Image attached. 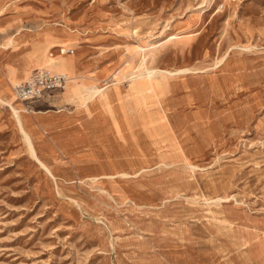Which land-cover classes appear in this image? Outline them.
I'll list each match as a JSON object with an SVG mask.
<instances>
[{"label": "rangeland", "instance_id": "1", "mask_svg": "<svg viewBox=\"0 0 264 264\" xmlns=\"http://www.w3.org/2000/svg\"><path fill=\"white\" fill-rule=\"evenodd\" d=\"M60 56L51 173L0 101V264H264V0H0L1 93Z\"/></svg>", "mask_w": 264, "mask_h": 264}, {"label": "bare ground", "instance_id": "2", "mask_svg": "<svg viewBox=\"0 0 264 264\" xmlns=\"http://www.w3.org/2000/svg\"><path fill=\"white\" fill-rule=\"evenodd\" d=\"M225 57L226 56L221 57L216 62V64L223 61V59ZM49 63L51 65V68L53 67L52 68L53 70H55L56 72L63 73L62 70L65 66V60L61 56L58 58L52 57L51 61ZM72 65H73V63H72ZM41 68H47V67H41ZM193 69L194 68H192V67H186V66L181 67V68H176V69H173L171 71L167 70V69L164 70V69H157V68H147V70L145 72L141 73V75H138V76L151 77V76H154L157 74H161L162 76H164L165 74L166 75L184 74L187 72H191ZM64 74H66V73H64ZM30 75H29V77H30ZM66 75L69 79V75L68 74H66ZM29 77L23 81H26L27 79H29ZM23 81H18V79L16 80V79H12V78L7 77L5 80V83L3 84L5 93L0 92V101L6 103L10 107V110H11L13 116L16 118L17 122L20 124V126L22 128L21 130L24 132L25 138L28 141L31 154L33 156H36L37 157L36 159H39L41 161V164H43L48 169V167L44 163V161H42L38 157V155L36 153L35 145H34V142H33L32 136H31V133L24 126V123H25L24 114L26 112L29 113L30 110L38 112V111H40V109H43V107L48 103H49V105L55 106L59 109L60 108L62 109L64 103L69 102L70 99L65 98V93L63 92L64 90L61 89V90H58V92H60V94L62 95V96H60V98H59V96H52L51 94H48L47 96L43 95L38 99H30V100H26V101L21 100L17 97V94L14 90V87H15V85H17L18 83H21ZM112 89H113L112 84L107 85V86H95L93 88H90V87L82 84V85H80V89L77 92V95H78L77 97L82 98L83 99L82 105L86 106L90 101H93L94 99L97 100L99 95L101 96V95L110 93V91H112ZM39 160H38V162H39ZM48 170H49V173H51L50 169H48Z\"/></svg>", "mask_w": 264, "mask_h": 264}, {"label": "built area", "instance_id": "3", "mask_svg": "<svg viewBox=\"0 0 264 264\" xmlns=\"http://www.w3.org/2000/svg\"><path fill=\"white\" fill-rule=\"evenodd\" d=\"M68 77L49 68L34 69L29 79L15 85L14 90L21 100L38 99L46 92L60 89Z\"/></svg>", "mask_w": 264, "mask_h": 264}, {"label": "crops", "instance_id": "4", "mask_svg": "<svg viewBox=\"0 0 264 264\" xmlns=\"http://www.w3.org/2000/svg\"><path fill=\"white\" fill-rule=\"evenodd\" d=\"M53 91H54V90H53ZM70 103H71V102H67V103H65V104H64L65 106L63 107V109H66L67 105H69ZM46 106H47V105H46ZM67 108H68V107H67ZM45 113H47V111H46ZM43 114H44V113H42V114L39 113L38 115H36V116H34V117H35V118H36V117H41V116H43ZM32 116H33V115H32ZM43 117H45V116H43ZM43 117H41V119H42ZM38 121L42 122V120H38Z\"/></svg>", "mask_w": 264, "mask_h": 264}]
</instances>
